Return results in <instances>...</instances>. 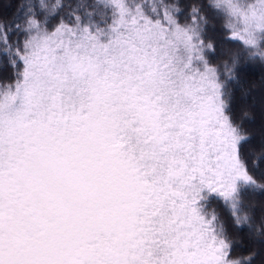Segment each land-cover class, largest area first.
Masks as SVG:
<instances>
[{"label": "snow or ice", "instance_id": "6c2138e0", "mask_svg": "<svg viewBox=\"0 0 264 264\" xmlns=\"http://www.w3.org/2000/svg\"><path fill=\"white\" fill-rule=\"evenodd\" d=\"M13 5L0 264H264V124L244 128L240 80L264 65V0Z\"/></svg>", "mask_w": 264, "mask_h": 264}, {"label": "trees", "instance_id": "16d2710c", "mask_svg": "<svg viewBox=\"0 0 264 264\" xmlns=\"http://www.w3.org/2000/svg\"><path fill=\"white\" fill-rule=\"evenodd\" d=\"M14 10L13 0H0V14L5 16H10L11 12ZM225 49H231L233 52H239L240 49L236 46L235 42H229L224 44ZM241 67L243 71L240 73L241 86L245 92L250 93L251 100L248 101L249 104L254 103L255 107L251 108L250 117L255 123L245 122L244 128L250 133H255L259 135V129L262 124H264V118L261 117L260 112V101L264 99V65L258 61L250 62L247 57L242 58ZM240 93H237L236 108L239 111V108L242 105L240 100ZM247 202V201H246ZM253 203H257L254 198ZM234 238L237 242H241V236L238 233H233ZM242 253L238 249L236 254L237 256Z\"/></svg>", "mask_w": 264, "mask_h": 264}]
</instances>
